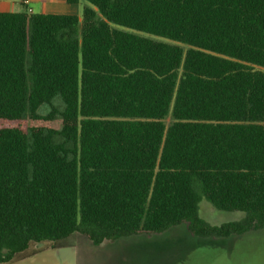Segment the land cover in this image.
<instances>
[{
	"label": "trees",
	"instance_id": "obj_1",
	"mask_svg": "<svg viewBox=\"0 0 264 264\" xmlns=\"http://www.w3.org/2000/svg\"><path fill=\"white\" fill-rule=\"evenodd\" d=\"M84 1L0 13V264L264 227V0Z\"/></svg>",
	"mask_w": 264,
	"mask_h": 264
},
{
	"label": "rangeland",
	"instance_id": "obj_2",
	"mask_svg": "<svg viewBox=\"0 0 264 264\" xmlns=\"http://www.w3.org/2000/svg\"><path fill=\"white\" fill-rule=\"evenodd\" d=\"M85 6L88 3L80 0L77 12L82 13ZM199 216L210 225L218 226L239 221L244 214L217 210L202 199ZM71 241L72 247L62 249H52L48 243L36 244L34 248L42 250L35 256L10 264H226L225 247L211 248L209 241L191 236L184 225L160 234L130 236L100 245H93L79 235H74Z\"/></svg>",
	"mask_w": 264,
	"mask_h": 264
},
{
	"label": "crops",
	"instance_id": "obj_3",
	"mask_svg": "<svg viewBox=\"0 0 264 264\" xmlns=\"http://www.w3.org/2000/svg\"><path fill=\"white\" fill-rule=\"evenodd\" d=\"M0 0V13H18L25 8L31 13L76 15V5H69L65 0ZM104 243V242H103ZM211 248H224L226 264H264V227L252 229L240 236L210 240ZM35 250H38L35 248ZM40 251L42 248L39 249ZM24 261V260H22Z\"/></svg>",
	"mask_w": 264,
	"mask_h": 264
},
{
	"label": "built area",
	"instance_id": "obj_4",
	"mask_svg": "<svg viewBox=\"0 0 264 264\" xmlns=\"http://www.w3.org/2000/svg\"><path fill=\"white\" fill-rule=\"evenodd\" d=\"M23 3L26 5L27 1L24 0ZM28 12L31 13V10L28 9Z\"/></svg>",
	"mask_w": 264,
	"mask_h": 264
}]
</instances>
